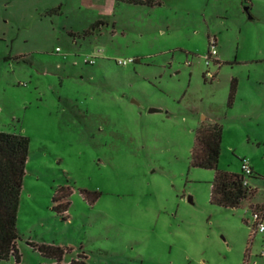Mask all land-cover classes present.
<instances>
[{
  "label": "rangeland",
  "instance_id": "1",
  "mask_svg": "<svg viewBox=\"0 0 264 264\" xmlns=\"http://www.w3.org/2000/svg\"><path fill=\"white\" fill-rule=\"evenodd\" d=\"M157 1L0 0V131L30 139L19 264L56 262L34 245L87 264H244L249 249L264 264V0ZM204 121L223 128L219 169L254 170L237 208L192 163Z\"/></svg>",
  "mask_w": 264,
  "mask_h": 264
},
{
  "label": "trees",
  "instance_id": "2",
  "mask_svg": "<svg viewBox=\"0 0 264 264\" xmlns=\"http://www.w3.org/2000/svg\"><path fill=\"white\" fill-rule=\"evenodd\" d=\"M118 2L156 5L157 0H117ZM61 7L54 9L59 11ZM102 21L92 25L99 26ZM236 80H233L230 103L236 93ZM223 128L217 122L204 121L197 133V139L192 151L194 166L214 169L215 179L212 185L211 200L213 203L230 208L239 207L243 200L252 192L243 185L242 174L230 173L219 169ZM30 139L23 134L0 131V260H8L15 256L19 264L21 256L17 247L20 237L18 231V211L22 193L26 164L29 156ZM254 174L250 175V177ZM254 192V191H253ZM37 247L44 255L54 259V264H87L86 254L79 255V260L63 263L70 251L60 246L41 245ZM80 258H82L80 260Z\"/></svg>",
  "mask_w": 264,
  "mask_h": 264
},
{
  "label": "built area",
  "instance_id": "3",
  "mask_svg": "<svg viewBox=\"0 0 264 264\" xmlns=\"http://www.w3.org/2000/svg\"><path fill=\"white\" fill-rule=\"evenodd\" d=\"M217 54H218V50H217V40L216 38L211 39L210 40V48L208 50V54L206 55V59L207 61H215L217 62ZM89 62H93V61H89ZM129 62H134V59H129V60H122L120 61V63L126 65ZM208 76L212 79L215 78V73L212 72H208L207 73ZM253 173V169L252 167L249 165L248 162L243 161V165H242V181H243V185H245L246 187H248L252 192L254 191L252 189V187H250L249 184V180L248 177H250V175ZM250 228H251V240H253V238L258 234V233H264V203L262 205H256L253 208L252 211V217L250 219ZM264 255V252L263 254ZM249 258H250V253H247V258L244 262V264H248L249 263ZM72 261H64L63 263H71Z\"/></svg>",
  "mask_w": 264,
  "mask_h": 264
},
{
  "label": "crops",
  "instance_id": "4",
  "mask_svg": "<svg viewBox=\"0 0 264 264\" xmlns=\"http://www.w3.org/2000/svg\"><path fill=\"white\" fill-rule=\"evenodd\" d=\"M1 110H2V108H1ZM258 205H259V204H258ZM248 252L250 253V249L247 250V253H248ZM68 254H69V253H68ZM67 256H68V255L65 256L64 261H67V260H66V259H67ZM86 256H87V255H86ZM87 257H88V256H87ZM73 260H77V259H76V258L74 259V258L71 257V258H70V261H73ZM248 264H250V259H249V263H248Z\"/></svg>",
  "mask_w": 264,
  "mask_h": 264
},
{
  "label": "water",
  "instance_id": "5",
  "mask_svg": "<svg viewBox=\"0 0 264 264\" xmlns=\"http://www.w3.org/2000/svg\"><path fill=\"white\" fill-rule=\"evenodd\" d=\"M249 8H246V10H248ZM250 17H252L251 15H250ZM161 109H157V108H151L150 109V112H156V111H160Z\"/></svg>",
  "mask_w": 264,
  "mask_h": 264
}]
</instances>
